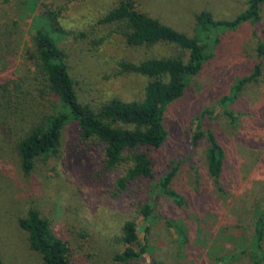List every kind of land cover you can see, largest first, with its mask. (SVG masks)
Returning a JSON list of instances; mask_svg holds the SVG:
<instances>
[{
	"label": "rangeland",
	"instance_id": "obj_1",
	"mask_svg": "<svg viewBox=\"0 0 264 264\" xmlns=\"http://www.w3.org/2000/svg\"><path fill=\"white\" fill-rule=\"evenodd\" d=\"M119 1L0 2V46L7 44L6 50L0 49V58L7 56L3 51L9 55L5 71L0 64V81L24 77L28 65L24 51L32 46L33 19L43 11L54 10L60 12V25L65 31L57 37L58 46L66 56L79 101L96 109L114 98L141 99L147 79L121 73L118 63L174 56L179 50L164 44L127 46L110 25L101 23L102 16ZM131 1L138 11L189 36L194 35L195 15L209 12L215 20H232L247 2ZM258 39L264 41V4L256 24L245 23L214 35L200 73L178 100L164 108L167 137L153 152V181L176 167L170 188L181 195L184 205L178 206L166 197L155 200L144 260L129 264H250L246 255L236 252L247 244L246 228L264 198V65L262 76L244 86L233 101L224 106L223 100L233 94L239 79L251 74L258 61L254 51ZM28 84L25 80L22 87L26 90ZM34 95L31 89L23 98V111L9 120L12 131L8 137L4 138L2 130H9V125H0L1 261L42 264L41 256L30 250L27 235L18 225L29 209H35L49 221L53 233L68 243L72 264H120L113 257L123 247L114 238L126 221L134 220L142 227L139 210L147 201V185L131 186L114 196V182L120 173L103 169L101 149L80 143L72 124L62 130L59 156L38 161L34 170L24 175L13 146L21 126H27L43 109ZM225 110L238 117L236 123H231ZM198 125L201 132L211 131L224 150L222 193L208 177L206 140L192 143ZM176 230L183 233L185 244H180ZM143 239L142 234L138 242L143 243ZM230 255L235 258L228 262ZM222 258L228 263L219 262Z\"/></svg>",
	"mask_w": 264,
	"mask_h": 264
},
{
	"label": "trees",
	"instance_id": "obj_2",
	"mask_svg": "<svg viewBox=\"0 0 264 264\" xmlns=\"http://www.w3.org/2000/svg\"><path fill=\"white\" fill-rule=\"evenodd\" d=\"M0 2L7 3L8 0ZM263 4L264 0H247L245 9L232 20H215L209 12H201L195 15L194 35L189 36L138 11L131 0L119 1L102 16L101 23L110 25L127 46L138 48L164 44L177 48L179 52L174 56L152 57L137 63L119 62L121 73L147 79L142 98L132 101L114 98L96 109L79 101L65 62L66 56L58 46L57 37L65 34L60 25V12L46 10L33 19L32 46L24 51V60L28 64L24 77L0 81V125H9L7 131L2 128V135L4 138L9 136L12 131L9 120L23 111V98L34 89L36 96L33 99L40 100L43 109L29 120L27 126L19 128L13 146L24 175H29L38 161L59 156L62 130L72 124L80 143L101 149L103 169L120 173L114 182V196L131 186L147 185V201L139 210L142 227L134 220L123 224L119 235L114 238L115 243L123 247L114 255L115 262L129 264L144 260L146 236L150 230L148 223L155 218L156 199L166 197L178 206L184 205L181 195L170 188L176 167L158 181H153V152L162 146L167 137L163 125L164 108L178 100L190 81L200 73L214 35L221 30H234L245 23L256 24L260 20ZM6 45L0 46L1 51L6 50ZM254 51L258 61L251 74L235 83L233 94L223 100L224 106L233 101L244 86L262 76L264 41L258 39ZM3 52L6 57L9 56L8 52ZM6 57L0 58L2 71L7 67ZM24 79L29 81L27 92L22 87ZM224 113L232 124L237 122L238 117L232 111L225 110ZM14 122L15 126L17 122ZM199 129L198 125L192 143L196 145L198 140H206L208 177L216 190L222 193L220 180L225 167L224 150L211 131L201 132ZM259 208L253 212L246 228L249 231L247 244L236 252L238 256L246 255L250 264H264V198ZM18 225L27 235L30 250L41 256L42 264H72L68 243L53 233L49 221L41 217L37 210L29 209L19 219ZM175 232L180 244H185L183 233ZM142 234L144 242L139 243ZM234 258L230 255L228 262ZM219 262L228 263L227 258ZM0 264H3L1 259Z\"/></svg>",
	"mask_w": 264,
	"mask_h": 264
}]
</instances>
